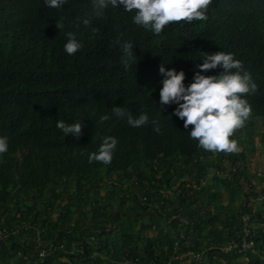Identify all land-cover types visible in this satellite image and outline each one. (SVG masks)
<instances>
[{
  "label": "trees",
  "instance_id": "16d2710c",
  "mask_svg": "<svg viewBox=\"0 0 264 264\" xmlns=\"http://www.w3.org/2000/svg\"><path fill=\"white\" fill-rule=\"evenodd\" d=\"M68 31L82 43L71 56ZM124 41L137 54L127 70ZM218 51L232 53L257 85L242 97L250 116L230 137L246 136L239 153L200 147L171 116L175 106L161 112L157 103L161 63L183 70L188 84L203 52ZM114 105L147 112L160 131L111 117ZM57 120H81V136L65 137ZM0 136L9 143L0 154V232L9 234L0 264H164L175 249L200 259L174 264H264V199L247 201L264 183L247 173L257 136L264 146V0H211L206 19L159 35L119 8L94 16L91 0L60 9L0 0ZM105 136L118 140L112 161L89 163ZM226 164L239 166L234 183L208 177ZM247 226L253 251L223 253Z\"/></svg>",
  "mask_w": 264,
  "mask_h": 264
},
{
  "label": "clouds",
  "instance_id": "9594fccd",
  "mask_svg": "<svg viewBox=\"0 0 264 264\" xmlns=\"http://www.w3.org/2000/svg\"><path fill=\"white\" fill-rule=\"evenodd\" d=\"M68 0H44L49 8L60 9ZM94 16L101 17L108 8H119L132 15L133 24L148 30L155 35L161 34L166 26L174 22L200 21L206 19V11L211 0H91ZM84 25H89V19H84ZM55 26L62 32L65 28L63 18L55 21ZM64 43V52L71 56L82 48V43L75 34L68 31ZM122 64L127 70L137 66V54L131 41L120 43ZM197 65L199 69L192 81L185 83L186 74L183 70L168 68L162 63L158 72L159 109L162 112L170 106H175L171 116L183 121V127L190 138L196 140L200 147L213 151H237V143L230 139L234 129L239 128L250 116L251 106L242 98L244 94L255 92L256 83L250 74L243 70L241 61L234 58L230 52H203ZM220 69L219 72L212 70ZM212 73V74H209ZM111 117L126 119L131 127L140 128L149 123L154 131L159 132L157 120H150L145 111L133 116L123 106L111 107ZM110 119L109 114L101 115L103 123ZM56 128L62 134L79 138L83 125L80 121L66 123L56 121ZM191 126V127H189ZM118 140L113 136H105L97 151L88 156L89 163L93 161L109 164L113 158ZM9 149L8 138L0 136V154Z\"/></svg>",
  "mask_w": 264,
  "mask_h": 264
},
{
  "label": "built area",
  "instance_id": "2783aa9c",
  "mask_svg": "<svg viewBox=\"0 0 264 264\" xmlns=\"http://www.w3.org/2000/svg\"><path fill=\"white\" fill-rule=\"evenodd\" d=\"M226 168V170L224 169ZM223 169L221 170H213L209 173L208 177L211 179L213 177H217L218 179H224L226 181V183H234L235 182V177H236V173L239 169L238 164H234V165H225ZM257 177L260 179H264V173H258ZM247 187V186H246ZM262 188H264V183L261 185ZM261 188V189H262ZM264 199V193L261 192V190L259 189V195L256 198L251 197L249 200V207H252L255 203L258 202H262V200ZM246 222L249 221L248 218L244 219ZM251 233L252 231L250 230V228L247 226L244 230H243V238L242 239H237L232 241L231 243H229L228 245L220 248V250L223 253H230V252H246L249 250L253 251V242L250 240L251 237ZM9 236L8 232L6 231H2L0 232V239L1 240H5L7 239ZM37 242H40L39 239V234H38V238H37ZM175 255L170 257L169 260L167 262H165L164 264H174V261H184L188 258H193L196 260H199L200 257L199 255L195 254L192 251H186V252H180L179 250L175 249L174 250ZM254 253V252H253ZM45 254L42 252L40 253V256L43 257Z\"/></svg>",
  "mask_w": 264,
  "mask_h": 264
},
{
  "label": "rangeland",
  "instance_id": "374dc122",
  "mask_svg": "<svg viewBox=\"0 0 264 264\" xmlns=\"http://www.w3.org/2000/svg\"><path fill=\"white\" fill-rule=\"evenodd\" d=\"M260 125V123H259ZM258 125V131L261 133L263 131V129L261 127H259ZM244 140H246V136L243 134L240 139H237L236 143H237V151H234V153H239L243 150L244 146L242 145V143L244 142ZM240 143V144H239ZM255 148L256 151L253 155L249 156L248 158V165H247V173L249 176H253L254 174H258V173H264V146L261 143V137L257 136L255 138ZM258 180L253 179V183H257ZM259 182V181H258ZM258 188L261 190V185L260 183L258 184ZM108 188L106 186H103L101 189V194H106L108 192ZM56 216V214L54 215V217Z\"/></svg>",
  "mask_w": 264,
  "mask_h": 264
}]
</instances>
